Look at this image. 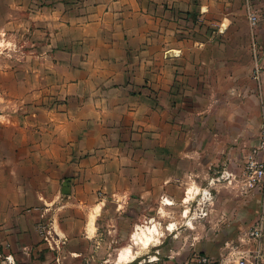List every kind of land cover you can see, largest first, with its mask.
Returning <instances> with one entry per match:
<instances>
[{"label": "crops", "instance_id": "crops-1", "mask_svg": "<svg viewBox=\"0 0 264 264\" xmlns=\"http://www.w3.org/2000/svg\"><path fill=\"white\" fill-rule=\"evenodd\" d=\"M39 31L52 95L35 131L0 126L13 264H92L135 199L154 205L162 189L164 205L185 203L221 158L258 146L264 0H39Z\"/></svg>", "mask_w": 264, "mask_h": 264}, {"label": "rangeland", "instance_id": "rangeland-1", "mask_svg": "<svg viewBox=\"0 0 264 264\" xmlns=\"http://www.w3.org/2000/svg\"><path fill=\"white\" fill-rule=\"evenodd\" d=\"M41 35L39 0H0V126L14 130L25 125L30 133L39 125V104L47 95L43 87L50 97L55 85L43 68L42 56L48 59L51 49L42 45ZM245 161L246 156L221 158L205 169L207 174L198 178L200 187L189 190L185 203L181 193V202L164 205L162 189L156 191L154 205L146 194L135 199L126 211L134 219L124 216L109 223L119 230L103 239L92 264H117L121 246H132L129 234L148 225L159 230L157 242L144 249L133 246L134 257L127 264H199L201 257L214 264H234L236 253L248 250L249 231L264 217V182L248 184Z\"/></svg>", "mask_w": 264, "mask_h": 264}, {"label": "built area", "instance_id": "built-area-1", "mask_svg": "<svg viewBox=\"0 0 264 264\" xmlns=\"http://www.w3.org/2000/svg\"><path fill=\"white\" fill-rule=\"evenodd\" d=\"M255 17H251L252 25H255ZM246 173L248 175V184L251 182H258L261 186L264 182V127L262 128L260 140L258 146L252 151V153L246 157L245 161ZM44 242L48 246H52L51 237L49 233H45ZM248 239L255 245V256L251 259L249 258V254L244 252L234 256L235 262L234 264H260L259 260L261 258V245L264 241V217L261 218L256 225L249 231ZM55 244V243H53ZM13 264L11 258L9 256H5L0 251V264ZM199 264H214L206 257H201L198 260Z\"/></svg>", "mask_w": 264, "mask_h": 264}, {"label": "bare ground", "instance_id": "bare-ground-1", "mask_svg": "<svg viewBox=\"0 0 264 264\" xmlns=\"http://www.w3.org/2000/svg\"><path fill=\"white\" fill-rule=\"evenodd\" d=\"M189 193V192H188ZM189 195H187L188 197ZM168 205H171L170 202L166 200L165 202ZM97 208V207H96ZM93 221V216H91V224ZM159 235V230L156 225H148L143 228L137 227L135 231L131 234L132 246H127L122 248L117 256V264H127L134 257V252L132 247L139 245L141 249L147 248L153 242H157V237Z\"/></svg>", "mask_w": 264, "mask_h": 264}, {"label": "water", "instance_id": "water-1", "mask_svg": "<svg viewBox=\"0 0 264 264\" xmlns=\"http://www.w3.org/2000/svg\"><path fill=\"white\" fill-rule=\"evenodd\" d=\"M3 264H6L5 262Z\"/></svg>", "mask_w": 264, "mask_h": 264}]
</instances>
